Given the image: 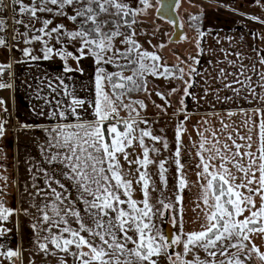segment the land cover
I'll list each match as a JSON object with an SVG mask.
<instances>
[{"label": "snow or ice", "instance_id": "1", "mask_svg": "<svg viewBox=\"0 0 264 264\" xmlns=\"http://www.w3.org/2000/svg\"><path fill=\"white\" fill-rule=\"evenodd\" d=\"M139 2L144 5V8L130 7L125 0H40L39 7L21 4L20 12H27L33 18L37 17V12H53L52 8L45 7L47 4L57 6L56 15L65 16L67 13L63 9L66 6H82L75 8L74 15L68 16V19L74 23L79 21L77 30L69 32L62 24L49 29L48 26L52 24V20L48 19L42 22L41 28L36 29L43 35H36L26 40V43H31L33 40L43 41L44 59L50 58L53 53V48L48 46L45 37L51 39L55 33L58 42L60 37L65 35L69 40L79 41L81 55L85 49H88L98 65L115 64L120 69L117 72H108L104 67L98 68L95 77L96 99L92 113L93 120H82L77 113V108H83L85 101L74 99L71 114L77 118L78 122L58 124L52 129L56 143L50 147L64 150V159L75 176L79 178L77 183L83 203L88 206L86 211L91 223H86L80 211L74 207H61L63 204L61 193L52 189L55 201L51 209L55 217L59 219L53 220L46 210H41L42 221L44 223L51 221V224L43 229L49 235L44 237L45 242L39 243V248L49 252L48 244L50 243L61 252L72 255L77 264H157L154 257L162 253L166 254L169 248L179 245L183 246L185 256L194 249L201 248L211 259L201 260L197 255L193 260H186L180 253H175L176 260L172 261V264H177V261L179 264H246L252 259V253H255L261 264H264V252L253 239L255 236L264 239V109H252L251 113L243 108L239 112L228 110L226 113L228 118L235 115L244 117L241 127H238L235 122L229 124L221 119L219 129L210 132L207 127L203 132L197 129L199 143L195 147L200 164L197 165L199 171L196 173L195 183L200 188L196 208L203 214L200 230L183 232L184 209L183 197L180 193L190 183L182 172L184 165L179 159V142L183 132L186 131L183 127L184 121L177 126L178 146L175 152L177 158L175 164L181 173L178 177L176 197L180 213V234L169 242L156 228L154 217L158 213L163 215L165 210H172L175 206L171 202L165 203L167 198H164L159 201L161 208L153 210L149 202L150 178L147 171L140 172L137 181L142 182L143 200L138 202L132 198V181L124 179L117 154L122 153L124 159L128 160L129 154L126 149L138 139L139 144L143 146V159L135 163L146 169L149 164L155 163L149 158V153L158 152V149L147 147L145 138L149 137L154 141H159L161 138L153 136L149 129H139L137 138L135 126L140 123L147 124L148 121L137 119L139 111L133 105L138 104L141 108L147 106L143 101L125 104L123 99L125 95H128L131 101V93L147 92V75L170 77L179 72L180 75L176 78L184 80L183 68L163 67L158 63L161 57L154 52L142 50V45L134 38L133 25L137 23L135 17L151 6L150 0H139ZM15 3L20 4L21 0H15ZM192 19L200 20V17L193 16ZM261 22L264 23V21ZM16 23L20 24L23 21L16 20ZM4 26L5 20L0 19V31L4 29ZM122 28H128L131 31L125 33L121 30ZM205 34L199 31L201 38ZM118 38H120L119 43L127 45L126 48L116 47ZM5 43L6 41L0 38V45ZM197 46L199 47V44ZM24 54L31 55V49H25ZM56 54L62 58L79 59L71 52L63 50H57ZM236 55L239 57L240 53ZM32 58L37 59V57ZM121 60L123 63L120 62ZM194 62L198 64L199 60ZM259 62L264 65V57L260 58ZM228 63L233 66L237 64L236 61H228ZM4 67L0 65V75L3 74ZM161 67L163 72L160 71ZM246 69L247 65L244 64H239L236 73H226L224 68H220L218 78L224 79L226 75H232L233 80L224 84L225 89H231L236 96H239L243 90L253 98L264 102V72L257 73L253 66V74L258 76L256 86L262 89L261 93H257L256 87H253L252 76L246 74ZM67 70L73 71L72 68ZM124 70L130 71L131 75H124ZM193 73L199 75L194 68L191 69L190 75ZM184 83L185 95H192L188 92L192 83L189 81ZM237 84L240 87H233ZM10 86L0 82V89ZM156 94L161 99L165 98L159 92ZM216 99L220 97L217 96ZM224 99L229 100L232 97ZM180 103L183 111V99ZM2 104L3 101L0 100V105ZM121 108L128 111L127 119L119 116ZM57 114L67 119L64 111L53 112L52 115ZM257 117H259L258 120ZM120 125H123V130ZM2 131L3 126L0 125V134ZM254 133L257 137L255 142L253 141ZM164 147H168L166 141ZM165 163L166 161L159 162V170L161 179L166 185L167 178L163 175L167 172ZM120 189H123L124 195L127 196L126 200L121 199ZM257 197L259 205H257ZM125 204L127 208L122 207ZM140 204L143 206L140 207ZM47 207L48 205H45V209ZM69 214L75 218L78 228L74 229L69 225L66 218ZM11 215L12 211L0 202V221L7 220ZM60 224H64L65 227L60 229L59 234L54 233L52 228L59 227ZM4 232L5 229L0 227V235ZM129 232L135 233L138 238L133 239V236L128 235ZM64 233L68 236L66 237ZM82 233H87V236ZM121 233L123 238L120 236ZM129 244L133 247L129 248ZM73 246L76 249L75 252L71 251ZM19 255L18 250L0 251V256L9 259ZM169 259L171 260V256ZM61 264H66V261L62 260Z\"/></svg>", "mask_w": 264, "mask_h": 264}, {"label": "crops", "instance_id": "2", "mask_svg": "<svg viewBox=\"0 0 264 264\" xmlns=\"http://www.w3.org/2000/svg\"><path fill=\"white\" fill-rule=\"evenodd\" d=\"M13 1L15 3V0ZM229 2L233 4H223L222 7L213 8L216 15L211 19L212 25L202 38L200 36L195 38L194 45L199 44V47L197 46L195 59L193 58L192 62L199 60V63H189L185 70L186 79L181 80L184 88L182 90L183 111L181 100H178L174 106L178 111L170 114L174 121L178 120L179 123L184 121L183 127L186 129L179 142L181 147L179 159L184 165L182 172L190 182L189 186L180 193L183 197L184 233L200 230V224L203 222V214L196 208L200 195V188L195 183L196 173L199 171L197 165L200 164L195 147L199 143L197 129L201 132L205 127L209 129V132L219 129L221 119L229 124L235 122L238 127H241L244 117L235 115L228 118L226 115L228 110L239 112L243 108L251 113L252 109H264V102L253 98L245 91L242 90L240 95L236 96L231 89L224 88V84L233 80L232 75H226L224 79L218 78L220 68H224L226 73H236L239 64H244L247 65L246 74L252 76L253 87H256L257 93L262 92V89L256 86L258 76L253 74L252 69L255 66L257 73L264 72V65L259 62L260 58L264 57V23L261 22L264 21V0H259V3L257 0H230ZM163 19L167 21L166 18ZM25 22L18 24L15 19L11 20L9 25L11 29H14L11 37L5 33L8 28L0 32V38L6 41L5 44L0 45V65L5 66L4 69L11 74L12 78L9 83L0 78V82L11 85L0 89V100L3 101L0 105V125L3 126L2 134H0V202L12 211V215L7 220L0 221V227L5 229L4 234L0 235V246H2L0 251L18 250L21 244L20 247L15 245L19 243L21 233L19 223L31 222L32 218L38 216L42 221V216L38 214L39 210L36 207L31 210L30 206L43 205L44 201L49 203L46 200L47 193L53 200L52 189H56L55 169L60 170L61 165H66L67 161L63 155L60 156L57 148L50 147L56 143L52 129L58 124L78 122L77 118L71 114L72 101L74 99L85 101L83 108H77V113L82 120L94 119L92 113L96 99L97 71L80 58H62L56 54L55 50L50 58L44 59L42 48L30 47L29 43H26L25 30L28 28L32 30L34 27L32 23ZM199 28H202V25L197 27ZM51 46L53 48V45ZM31 48L32 51H36L26 56L24 50ZM222 49L224 51H221ZM236 53H240V56L238 57ZM228 61H236L237 64L233 66ZM68 68H72L73 71H68ZM193 68L199 75L194 73L190 75ZM240 78L243 79V77ZM184 81L192 83V87L188 88V92L192 95H185ZM233 87H240V85H233ZM217 96L220 99H216ZM225 97H232V99L225 100ZM133 106L137 107L136 104ZM60 111L65 112L67 119L61 118L58 114L52 115L53 112ZM151 115L139 113L137 119H146L148 123L135 126L137 138L139 129H149L153 126ZM119 116L127 119L129 114ZM133 116H135L134 113ZM120 126L123 128V125ZM205 134L208 135V133ZM256 139L254 133L253 141L255 142ZM137 141L138 139L133 141L132 146L126 149L129 154L128 160L124 159L122 153L117 154L118 159L121 157L120 161L134 163L133 157L135 159V154L140 148L139 142L138 147H135ZM180 174L175 176V194H177ZM63 175L66 176L67 182L71 179L69 169L68 173L65 171ZM149 191V196L152 197L154 190L149 189ZM40 199L43 202H40ZM256 201L259 205L258 197ZM52 203L53 201L49 204ZM173 205L178 206L176 198ZM25 207H28V210H25ZM42 209L48 211L49 207L45 209L44 205L40 211ZM177 215H180L179 212ZM178 221L177 233L180 234V216ZM253 239L264 252V239L258 236ZM20 257L21 254L11 259L0 256V264H20ZM252 262L261 264L257 257L256 261Z\"/></svg>", "mask_w": 264, "mask_h": 264}, {"label": "rangeland", "instance_id": "3", "mask_svg": "<svg viewBox=\"0 0 264 264\" xmlns=\"http://www.w3.org/2000/svg\"><path fill=\"white\" fill-rule=\"evenodd\" d=\"M13 0H0V19L5 20L6 25L4 26L3 30H6V35L11 37L13 34L14 29L10 28V23L12 19L15 20H22L26 24L32 23L34 27L32 30L29 28L25 30L26 38L27 40L31 39L33 36L36 35H43L42 33H39L36 31V29L41 28L42 22L44 20H52V24L49 25V29L52 27H55L57 25H64V28L67 31H75L77 30L78 26L68 19V16H72L75 14V8L82 7L81 5H73V6H66L63 11L67 13V16L65 15H56L55 5L47 4L45 7L52 8L53 12H37V17L33 18L29 13L20 12L21 4L14 3ZM230 0H179L176 4V9L179 11V15L181 17V23L183 31V38L182 40L179 39H173L172 35V28L174 25L170 21H166L165 19L159 18L157 14V7L159 0H150V7L146 9V11L141 12L139 15L135 17L137 23L133 25V29L135 30V39L138 41L140 45H142V50H147L150 52L156 53L158 56L161 57L160 61L158 62L163 67L168 68H183L184 69V80L186 79L187 72L185 71L187 69L188 64H192L194 62V54H196L197 46L194 45L195 38L199 37V31L197 27L201 24V22L204 20V23L202 25V28L200 31L206 32L210 25H212V18L216 15L213 11V8L215 7H222L223 4L225 5H232L233 3L229 2ZM22 5H27L29 7L40 6V0H21ZM125 3H128L130 7L133 8H144V5L140 4L139 0H125ZM193 16H199L200 20H193ZM212 22V23H211ZM73 25V26H72ZM28 26V25H27ZM180 26V27H181ZM74 27V29H73ZM2 30V31H3ZM122 31L125 33H129L131 30L128 28H122ZM1 32V31H0ZM55 33H53L52 38L49 39L48 37H45V40L48 41V46L52 47L53 50H63L66 52H71L74 57H79L84 63H87L89 65H92V68L94 67V70L97 71L99 67H104L108 72H117L118 70L111 71L110 69L113 68V65L115 64H100L98 65L96 63L95 57H93L88 49L84 50L83 55H81L79 49L81 48V44L79 41H73L69 40L67 36H61L60 41H57ZM119 39H117L116 47L124 49L127 47V45H123L119 43ZM34 41V40H33ZM29 43L30 47L37 46L40 48L44 47L43 41H34ZM193 44V45H192ZM160 45H164V47H160ZM42 46V47H40ZM32 48L31 52L34 53ZM195 59V58H194ZM123 63V61H120ZM163 67L160 68V71L163 72ZM97 73V72H96ZM124 75H131L130 71L124 70ZM180 73L176 72L175 76L165 77L163 75L161 76H152L147 75V92L145 91H139L135 93H131L132 100L130 101L129 98L125 95L123 102L125 104L131 103L132 101H143L145 105H147L146 108H141L138 104L137 110L141 114L149 115L152 114L151 122H153V126L149 128L151 130L153 136H159L161 139L159 141H154L149 137L145 138V145L147 147L158 149V152H150L149 158L155 163H151L147 166L146 169L141 167L139 164L135 163L137 160L143 159V146L140 145V148H138L137 154H135V159L133 157L134 163H128L126 161H120L121 157H119L120 165H121V172L125 180H131L132 181V188H131V195L132 198L139 201L143 200V191H142V182H137L139 180V173L142 171H147L149 178H150V186L149 189H153L152 197L149 196V202L153 206V210L160 209L161 205L159 204V201L161 199L167 198L165 200V203L171 202L173 204L174 199L176 198L177 194H175V176L178 175L180 172L178 171L177 165L175 164V160L177 159L175 157V152L178 146L177 139H176V130L177 126L179 124V121L174 119H171L170 114H175V104L178 103V100H181L184 98V95H182L183 83L180 79H177L176 76H179ZM182 84H181V83ZM110 87V86H109ZM173 89H176V91H173ZM159 92L163 94L165 97L164 99H161L160 96H158L156 93ZM159 105V107H157ZM178 111V110H177ZM128 115V111L121 108L119 115ZM121 127V126H120ZM143 129V128H142ZM121 130L123 128L121 127ZM107 135V133H106ZM165 141L168 144V147H164ZM136 146L138 147V141L136 142ZM180 147V146H179ZM181 149V147H180ZM58 151H60V156L63 155L64 150L57 148ZM160 161H166L165 168L167 169V172H165L163 175L167 178V184L165 185L163 180L161 179L160 170H159V162ZM69 169V175H71V179L67 182L66 176L63 175V173L66 171L68 173ZM55 190L56 192L61 193L63 204L61 207H74L75 209L79 210L81 213V217L84 219L86 223H91L89 220V214L86 211L87 205L83 203L82 197H81V190L77 183L78 177L75 176V173L72 172L71 168L68 166V162H66V165H61L60 170L55 169ZM131 177V178H130ZM130 178V179H129ZM114 183V182H113ZM61 185L63 187H61ZM48 190V189H45ZM121 199H127V196L124 195L123 189L119 190ZM178 192V189L176 193ZM150 193V191H149ZM91 199V197H88ZM47 201L54 202L55 201V195L53 194V200H51V196L49 193H47ZM177 200V199H176ZM40 202H43L42 199L39 200ZM46 201H44L43 205H36L32 204L30 206V209L36 207V209L39 210V215L42 216L43 212L40 211L41 207L44 205H48V215L53 218V220L59 219L58 217H55L54 213L52 212L51 205ZM59 203V202H57ZM140 207L143 205L140 204ZM122 207L127 208V205H122ZM25 210H28V207H25ZM169 212V214H168ZM179 212V205L175 206L172 210H165L163 212V215L157 214L154 217V223L156 225V228L160 230V233L164 235L165 237L170 232L166 231L164 229L165 224L167 223V219L169 221V226L173 224L174 229L172 230V238L171 240L178 235L177 228L179 227V216L177 213ZM32 214H36L32 212ZM180 214V213H179ZM32 217V216H30ZM175 217V219H173ZM38 217H34L31 219V222H24L21 221L20 227H21V233L19 237V243L15 245L18 251L21 254V257L19 258L20 264H61V261H66V264H77L75 258L70 255L69 253L61 252L60 250L56 249L54 245L48 244V247L50 249L49 252H44L39 248V243H43L44 237L48 236L49 233L46 231H43V229H46L51 224V221L48 223H44L43 221L39 220ZM69 225H71L72 228H78V224L76 223V220L71 214H69L67 217ZM26 219V218H22ZM65 227L64 224H60L59 227H53L52 231L54 233L59 234L60 229ZM168 233V234H165ZM87 236V233H82ZM64 235L67 237L68 234L64 233ZM128 235L133 236V239H137V235L133 232H129ZM121 238H123V233L120 234ZM167 238V237H166ZM170 240V242H171ZM129 248L133 247L132 244L128 245ZM250 247V245H249ZM71 251L75 252L76 249L73 246ZM87 251V249H85ZM171 251V253H170ZM231 251H236L235 249H231ZM54 253V254H52ZM175 253H180L181 257L186 260H193L195 256H199L201 260L211 259L207 256L205 251L201 248H196L192 252H189L186 256L184 255V249L182 245L179 246H173L172 250L171 248L168 249V253H162L158 257H154V259L157 260V264H172V261L176 260ZM171 256V260L169 257ZM222 259L223 257H219ZM243 259V255L241 256ZM252 261H256V255L252 253V259L247 261L246 264H253ZM177 264H179V261H177Z\"/></svg>", "mask_w": 264, "mask_h": 264}, {"label": "water", "instance_id": "4", "mask_svg": "<svg viewBox=\"0 0 264 264\" xmlns=\"http://www.w3.org/2000/svg\"><path fill=\"white\" fill-rule=\"evenodd\" d=\"M176 1L177 0H165L164 3L161 1V4L159 6V13L157 14L158 17L160 18H166L167 21H170L171 23L174 24V31L177 30V37L173 38L172 40H175V39H179L182 37L183 35V29L180 27V21H179V17L177 15V11L176 9L174 8L175 7V4H176ZM169 214V212H168ZM169 226V221L167 219V223L165 224L164 226V229L168 232H170V235L168 233H165V234H168V240L170 242L171 238H172V230L174 229V225L171 224V226L168 228ZM167 237V236H166ZM173 248V247H172ZM171 248V250H172ZM171 253V251H170Z\"/></svg>", "mask_w": 264, "mask_h": 264}, {"label": "flooded vegetation", "instance_id": "5", "mask_svg": "<svg viewBox=\"0 0 264 264\" xmlns=\"http://www.w3.org/2000/svg\"><path fill=\"white\" fill-rule=\"evenodd\" d=\"M161 1L162 0H159V2H158V7L156 8L157 9V14L159 13V6H160V4H161ZM179 0H177V2H178ZM163 2V1H162ZM177 2H176V4H177ZM164 3V2H163ZM175 9H176V5H175ZM176 11H177V15H178V17H179V21L181 22V17H180V15H179V12H178V10L176 9ZM156 14V15H157ZM160 18V17H159ZM162 19V18H161ZM202 23V22H201ZM173 24V23H172ZM174 25V24H173ZM201 25V24H200ZM181 28H183V27H181ZM184 29V28H183ZM177 30L176 31H174V28H172V35H173V38H175V37H177ZM182 38H183V36L180 38V40H182ZM168 236L169 235H167V239H168Z\"/></svg>", "mask_w": 264, "mask_h": 264}, {"label": "built area", "instance_id": "6", "mask_svg": "<svg viewBox=\"0 0 264 264\" xmlns=\"http://www.w3.org/2000/svg\"><path fill=\"white\" fill-rule=\"evenodd\" d=\"M10 77V73L8 71H6V69L3 70V74L0 75V78H3L4 80Z\"/></svg>", "mask_w": 264, "mask_h": 264}, {"label": "trees", "instance_id": "7", "mask_svg": "<svg viewBox=\"0 0 264 264\" xmlns=\"http://www.w3.org/2000/svg\"><path fill=\"white\" fill-rule=\"evenodd\" d=\"M75 23L79 26V21H77V22H75ZM203 23H204V20L202 21L201 25H203ZM200 30H201V28H199V31H200ZM116 68H117V67L114 65L113 68H111L110 70H111V71H113L114 69H115V70H118V69H116Z\"/></svg>", "mask_w": 264, "mask_h": 264}, {"label": "bare ground", "instance_id": "8", "mask_svg": "<svg viewBox=\"0 0 264 264\" xmlns=\"http://www.w3.org/2000/svg\"><path fill=\"white\" fill-rule=\"evenodd\" d=\"M163 2L165 1V0H162ZM177 2V1H176ZM176 5V4H175ZM175 8V7H174ZM5 81H7V83H9V82H11L12 81V78H11V74H10V77L7 79H5Z\"/></svg>", "mask_w": 264, "mask_h": 264}]
</instances>
